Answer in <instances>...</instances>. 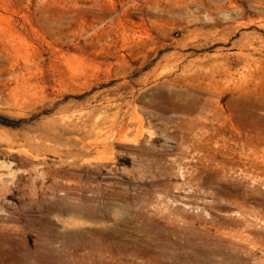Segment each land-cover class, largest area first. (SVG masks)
<instances>
[{
	"label": "rangeland",
	"instance_id": "374dc122",
	"mask_svg": "<svg viewBox=\"0 0 264 264\" xmlns=\"http://www.w3.org/2000/svg\"><path fill=\"white\" fill-rule=\"evenodd\" d=\"M0 264H264V0H0Z\"/></svg>",
	"mask_w": 264,
	"mask_h": 264
},
{
	"label": "bare ground",
	"instance_id": "6f19581e",
	"mask_svg": "<svg viewBox=\"0 0 264 264\" xmlns=\"http://www.w3.org/2000/svg\"><path fill=\"white\" fill-rule=\"evenodd\" d=\"M3 168V167H2Z\"/></svg>",
	"mask_w": 264,
	"mask_h": 264
}]
</instances>
